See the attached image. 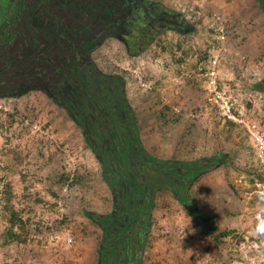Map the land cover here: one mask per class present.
<instances>
[{"label":"rangeland","instance_id":"1","mask_svg":"<svg viewBox=\"0 0 264 264\" xmlns=\"http://www.w3.org/2000/svg\"><path fill=\"white\" fill-rule=\"evenodd\" d=\"M162 1L192 22L191 33L167 35L172 53L155 47L132 59L111 39L94 58L106 72L127 73L151 154L234 157L194 194L235 234L217 252L173 196L162 194L147 263L264 264V155L256 139L264 141V93L253 90L264 79V15L255 0ZM63 174L79 175L82 185H63ZM111 199L64 110L36 91L0 99V264H96L102 234L86 213L108 212ZM14 213L24 228L13 230ZM13 233L25 242H12Z\"/></svg>","mask_w":264,"mask_h":264},{"label":"trees","instance_id":"2","mask_svg":"<svg viewBox=\"0 0 264 264\" xmlns=\"http://www.w3.org/2000/svg\"><path fill=\"white\" fill-rule=\"evenodd\" d=\"M255 1L264 15V0ZM191 25L187 13L162 0H0V99L44 93L81 131L111 193L108 212L86 213L102 234L96 264H148L158 201L166 193L217 252L235 234L194 194L206 175L229 168L234 157L151 154L129 97L127 73L106 72L94 58L111 39L122 42L132 59L155 47L172 53L167 35L191 33L186 31ZM253 90L264 93V79ZM59 181L77 186L83 179L63 174ZM11 224L13 230L25 227L16 213ZM14 241L25 242L13 233Z\"/></svg>","mask_w":264,"mask_h":264},{"label":"built area","instance_id":"3","mask_svg":"<svg viewBox=\"0 0 264 264\" xmlns=\"http://www.w3.org/2000/svg\"><path fill=\"white\" fill-rule=\"evenodd\" d=\"M195 1H201V0H195ZM218 20H219V19H218ZM213 64H214L215 66L218 65V58H215V59H214ZM214 75H215V74H212V76H214ZM256 139H257L258 146L260 147V150H261L262 154L264 155V141H263L260 137H258V136H256ZM72 243H73V241H72V239L70 238V239H69V244H72Z\"/></svg>","mask_w":264,"mask_h":264},{"label":"clouds","instance_id":"4","mask_svg":"<svg viewBox=\"0 0 264 264\" xmlns=\"http://www.w3.org/2000/svg\"><path fill=\"white\" fill-rule=\"evenodd\" d=\"M191 225H192V223L186 228L188 230L187 234L194 235L196 230ZM185 237H186V232L184 231L183 240L185 239Z\"/></svg>","mask_w":264,"mask_h":264}]
</instances>
